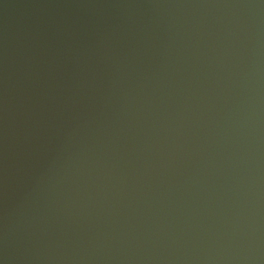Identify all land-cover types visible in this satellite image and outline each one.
<instances>
[{
	"label": "water",
	"instance_id": "obj_1",
	"mask_svg": "<svg viewBox=\"0 0 264 264\" xmlns=\"http://www.w3.org/2000/svg\"><path fill=\"white\" fill-rule=\"evenodd\" d=\"M0 264H264V0H0Z\"/></svg>",
	"mask_w": 264,
	"mask_h": 264
}]
</instances>
